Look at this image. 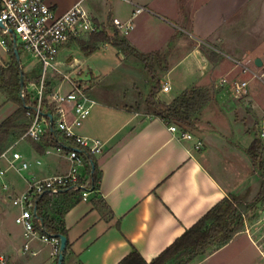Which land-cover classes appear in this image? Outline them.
<instances>
[{
  "label": "crops",
  "instance_id": "0c3cea01",
  "mask_svg": "<svg viewBox=\"0 0 264 264\" xmlns=\"http://www.w3.org/2000/svg\"><path fill=\"white\" fill-rule=\"evenodd\" d=\"M245 1L244 4V0H188L185 6L190 10L186 15L181 8L182 0H48L59 15L81 2L108 35L116 31L111 23L113 18L125 22L132 19L133 30L120 35L138 52L159 53L164 60L159 67L161 90L156 100L169 104L195 86L214 93L194 130L184 131L177 126L192 135L191 139H182L180 133L169 130L171 125L149 113L142 116L134 108L140 105L141 96L148 95L140 93L135 82L130 85L135 93L129 98V89H126L115 102L95 94L96 83L92 86L90 82L88 95L94 105L89 118L76 132L104 143L103 153L95 158L101 182L86 199L79 193L80 201L65 214L69 248L64 264H118L133 250L150 262L223 199L239 198L247 204L258 195L260 188L255 186L257 189L250 197H238L239 183H233L225 164L230 155L232 160L238 158L252 166L247 150L254 140L248 147L231 141L224 131L215 125L213 128L206 117L210 109L223 116L226 108L235 107L232 101L240 98L233 95L230 83L243 78L236 62L249 59L259 50L258 42L253 49L237 50L230 41L233 31H223L228 15L238 13L240 7L246 12L244 7L249 5L247 13H251L253 5L258 4ZM137 6L147 11L134 18ZM74 43L64 46L60 57L69 60V65L82 67L85 62L81 58L85 55L75 51ZM109 48L115 51L117 59L115 56L109 61L102 56L98 59L99 62L105 60L112 69L109 74L125 66L122 74L125 79L146 80V84H149L147 80H153L137 56L122 53L111 44L102 45L86 58L91 59L100 50ZM6 54L9 53L6 51ZM10 61L11 56L0 66H7ZM126 61L128 66L124 65ZM90 74L92 79L98 80L108 73L90 68ZM224 80L227 83L224 84ZM36 82L27 80L29 92L34 93L30 86ZM164 85L170 87L168 92L162 91ZM65 86L61 87L63 93L70 91V87ZM0 93L5 106L4 113L0 114L1 125L18 106ZM244 96L248 98V93ZM260 116L262 124L264 113ZM25 140L21 138L10 147L22 155L23 161L28 163L27 169L21 172L9 169L8 161L0 159V170L5 171L0 178V258H5L7 264H57L59 253H55L52 244L38 238L29 242L36 255L25 251L28 241L24 229L16 224L20 210L13 205L12 198L23 194L31 179L65 174L69 162L54 147L47 149L49 153L46 150L39 154L31 143H24ZM4 184L8 191L4 190ZM254 234L259 238L261 232L254 229ZM212 263L264 264V257L242 231L227 245L212 248L191 264Z\"/></svg>",
  "mask_w": 264,
  "mask_h": 264
},
{
  "label": "built area",
  "instance_id": "2783aa9c",
  "mask_svg": "<svg viewBox=\"0 0 264 264\" xmlns=\"http://www.w3.org/2000/svg\"><path fill=\"white\" fill-rule=\"evenodd\" d=\"M145 11H147L145 7L137 6L133 17ZM0 22L3 24L0 26V47L8 52L16 42L18 51L22 46L23 50L38 60L41 70L38 83L31 84L36 94V113L30 128L22 139L31 138L40 141L48 131L53 132L58 143L54 149L69 162V168L65 174L41 180L31 179L26 191L12 198L13 205L20 210L16 217V224L24 229V236L28 241L24 245L25 251L36 255L31 250L29 242L38 238L45 243L52 244L55 253L58 254L60 240L52 235L41 233L36 228V222L39 224L41 222L38 215V202L43 195L56 196L68 191L79 192L82 198L86 199L89 192L94 191L89 172L92 170L93 173L92 157L96 158L104 150V143L101 140L86 138L76 132L89 118L94 102L88 95V88L81 83L82 80H73L63 71L65 67H74V65H69L66 60H62L60 53L62 48L70 42L99 32L102 26L94 20L81 2L59 15L49 5L48 0H0ZM111 23L123 35H127L134 28L132 19L125 22L119 18H113ZM7 36L10 37L11 44ZM236 64L244 73L251 72L254 77H258L249 67V63L238 61ZM51 75L63 76L65 80L58 89L53 90L47 96V80ZM223 83H227V80ZM64 84L70 87L67 93L62 92L61 87ZM230 84L235 95L240 97L248 83L234 80ZM169 90L168 85L162 87L164 92ZM25 95L26 91L22 89L21 96L24 98ZM46 97L49 98L48 104L53 109V113L48 112L53 116L52 124L44 113ZM262 123L264 128V116ZM169 130L172 133H180L182 139L192 138V135L180 131L176 125H171ZM261 137H264V130ZM12 150L13 147L6 149L0 159L8 161L9 169L18 172L27 169L28 163L23 161L22 155ZM47 152L49 153L50 150ZM4 175L5 171L0 170V178ZM3 188L6 191L9 190L6 184ZM241 213L244 219V233L264 257V204H261L254 212L241 211ZM254 229L260 230L259 238L254 234ZM0 264H7V260L1 257Z\"/></svg>",
  "mask_w": 264,
  "mask_h": 264
},
{
  "label": "trees",
  "instance_id": "16d2710c",
  "mask_svg": "<svg viewBox=\"0 0 264 264\" xmlns=\"http://www.w3.org/2000/svg\"><path fill=\"white\" fill-rule=\"evenodd\" d=\"M74 42L78 50L87 57L98 51L104 44H111L122 53L137 56L155 82L146 101L148 113L161 119L167 125L174 124L184 131L194 130L203 109L213 100L211 90L195 86L184 91L169 104L157 101L156 95L161 90L159 79V69L161 68L159 67L164 63L163 58L159 53L143 54L138 52L117 30L113 35H108L105 30H101L76 39ZM8 53L11 56L10 63L7 66H0V91L9 102L16 104L18 108L0 125V156L14 140L21 139L28 131L37 106L34 94L32 92L27 93L25 73H23L24 88H22L20 78L22 68L17 61L13 47ZM22 89L26 91L24 98L21 96ZM49 94L50 92L47 93V96ZM48 103L49 98L46 97L44 100V113L46 114L48 112L53 113V109ZM46 114L45 116H47ZM27 140L39 154H44L49 147L58 146L54 133L50 131L40 141L31 138H27ZM262 151V144L258 138L247 150L253 167L259 171L262 179L259 193L250 205L233 197L225 198L152 261L147 262L137 250H133L118 264H191L196 259L204 257L212 248H220L230 243L244 229L241 211L254 212L261 204H264V159ZM92 161L94 171L92 173V170H89V172L92 176L93 189L97 190L101 182V171L95 157H92ZM78 194L79 192L68 191L57 196L43 195L38 202V215L41 219L40 224L36 222L38 231L48 235L67 237L64 217L80 201L81 196L78 197ZM68 248L69 243L67 242Z\"/></svg>",
  "mask_w": 264,
  "mask_h": 264
},
{
  "label": "rangeland",
  "instance_id": "374dc122",
  "mask_svg": "<svg viewBox=\"0 0 264 264\" xmlns=\"http://www.w3.org/2000/svg\"><path fill=\"white\" fill-rule=\"evenodd\" d=\"M251 1L258 2V4L255 3L254 5V2L252 3L253 12L247 13V8L250 5L244 7L246 12H244L243 9H241L240 7L238 13H235L234 15L230 14L227 16L223 31L225 33L229 30L233 31V34L230 36V41L235 43L237 50L239 48L253 49V47L257 45L256 42H258V52H256L249 59L248 57L240 59L241 61L249 63V67L258 77H254L251 72L244 73L239 67L241 70L240 76L243 77H238L239 81L242 82L244 80L248 83L246 89L242 92V95L240 97H236L240 98V100H233L232 104L235 107H233L232 109L226 108L224 111L225 114L223 116H221L219 112L214 111V109H210L206 112V117L212 122L213 128L215 126L218 127V129L225 132V135L229 137V140L236 141L242 146L248 147L253 140L258 138L262 144V157L264 159V137H261V133L263 132L264 128L263 123L261 124L260 116L262 113H264V65L262 67H257L255 65L256 58H261L264 62V0ZM187 2L188 0H182L183 6L181 8H184L185 14L189 15L188 10H190V7L185 6ZM245 2L246 1L244 0V4ZM7 39L9 44H11L10 37L7 36ZM19 48L20 60L22 63L21 67L24 66V69L22 67L23 72L25 70V73L27 74L26 80H35V82L36 80L39 81V75H41V70L39 67L38 60L35 59L30 53L23 50L22 46H20ZM75 51L77 53L79 51L76 46ZM104 51V49L100 50L96 55L92 56L91 59H88L86 58V56H83L81 59L84 60L85 63L82 64V67L80 65L75 67L68 66L65 67L63 71L71 78H73V80H82L81 83H83L84 86L88 88V90L91 83L92 86L96 83L95 87L97 89H95V91L93 92L109 102H115L118 101L119 98H122L124 90L126 89H129L127 94L130 98V95H133L135 93L134 90L131 89L130 85L135 82L139 88L140 93L148 95L146 98L144 96H141L140 101L138 102L140 105L136 106V104L134 108L138 110L142 116L146 115L148 113L146 99L148 98L152 87L155 85V82L153 80H147L149 84H146V80H134L133 78L125 79V77L122 76L126 69L125 66L122 68L115 69L114 71H112L111 74H109L112 69L108 66V64L104 63L105 60L99 62L98 59L101 56L102 58L105 57L106 61H109V58L110 60H114V56L115 59L117 58L113 49L109 48L108 51ZM0 55V63H4L3 61H7L10 56L9 54H6V51L3 50L1 47ZM69 62L70 61L68 60L67 64H69ZM124 65L128 66L129 62L126 61ZM90 68H95L98 71L106 72L108 74L106 77H101L98 80H95L92 79V75L90 74ZM63 80H65L63 76L51 75L47 80V93L56 90V87L58 89ZM30 88L31 90H33V92L35 91L33 87L30 86ZM247 93L248 98L244 96V94ZM33 94L35 96V92ZM172 94H174V92ZM233 95L236 96L234 92ZM157 101L161 102L159 99ZM250 108H254V111H252ZM4 111V101L0 93V114L4 113ZM204 123L206 124V122ZM198 124L199 123L197 122L196 126H198ZM205 124L204 127L207 126V124ZM19 140L21 139L14 140L12 144L16 143ZM27 142L30 143L28 140L24 141V143ZM17 148L20 149V147ZM243 163L241 161H238V158L232 160V158H230V155L229 159H227L225 162L226 169L228 170L229 174H231L233 183H236V185L239 183L238 191L240 192V194L238 195V197L248 198L253 194V190L257 189L255 188V186L261 188L262 179L259 174V171L253 167V164L252 166H249L246 163ZM247 175H249L248 178ZM242 179L243 181L241 182ZM252 202H249V205Z\"/></svg>",
  "mask_w": 264,
  "mask_h": 264
},
{
  "label": "water",
  "instance_id": "95a60500",
  "mask_svg": "<svg viewBox=\"0 0 264 264\" xmlns=\"http://www.w3.org/2000/svg\"><path fill=\"white\" fill-rule=\"evenodd\" d=\"M2 25H3L2 22H0V26H2ZM13 49H14V53H15V56L17 58V61L19 62L20 66H21L20 54H19V51L17 49L16 42H14V44H13ZM255 65L257 67H262L264 65V62L262 61L261 58H256ZM23 73H24L23 69H21L20 78H21L22 88H24V76H23ZM46 115L49 117L50 122L52 124L53 123V116L50 113H47ZM93 171H94V167H93ZM42 227H43V224H42ZM52 236L60 240V248H59V256H58V263L57 264H64L68 239L64 235H52Z\"/></svg>",
  "mask_w": 264,
  "mask_h": 264
}]
</instances>
